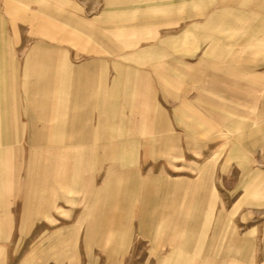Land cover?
I'll list each match as a JSON object with an SVG mask.
<instances>
[{
	"label": "rangeland",
	"instance_id": "374dc122",
	"mask_svg": "<svg viewBox=\"0 0 264 264\" xmlns=\"http://www.w3.org/2000/svg\"><path fill=\"white\" fill-rule=\"evenodd\" d=\"M211 12L220 15L211 17ZM235 19L239 25L231 27ZM38 23L49 24L66 40L38 37L34 33ZM90 31L104 36L110 52ZM3 36L8 50L0 55V79H7L10 86L12 116L27 122L21 115L26 105L21 87L28 82L26 69L29 75L33 61L41 57L32 53L35 45L43 41L67 49L72 65L80 68L65 70L61 78L79 76L81 83L70 92L61 84L64 96L49 99L42 111L50 114L55 106L71 109L75 103L71 97L78 94L82 126L89 121L92 133L108 132L105 141L110 147L134 140L118 134L152 126L146 121L139 124L140 120L165 116L172 130L154 135L169 138L161 143L167 145L162 146L163 156H158V143L131 145L127 149L135 153L123 158V150L114 148L110 161L132 162L126 172L164 176L177 183L181 199L191 203L187 213L191 222L192 215L196 217L201 238L198 250L194 242L188 244L187 264H264V0H0V42ZM229 50L243 51L239 61ZM55 67L53 84L60 76ZM87 76L94 77L93 89L86 85ZM4 87L0 84L2 98ZM99 96L103 99L97 108ZM169 146L172 152L166 151ZM27 150L25 146L10 160L14 184L24 176ZM100 155L78 172L73 188L79 192L70 191L67 201L54 202L56 210L28 219L22 234L21 201L13 199L14 190L7 196L0 208V264H70L72 256L74 264H156L155 256L172 250L167 246L156 251L140 235V230H149L147 225L140 229L136 218L127 221L131 225L124 248L105 246L106 234L119 230L124 221L109 220L104 211H98L91 230L88 222L80 231L73 230L88 201L81 190L101 187L110 168ZM136 202L102 199L97 209H114L110 216L120 218V208H133ZM122 214L132 219L129 211ZM57 235L58 247L38 248Z\"/></svg>",
	"mask_w": 264,
	"mask_h": 264
},
{
	"label": "crops",
	"instance_id": "0c3cea01",
	"mask_svg": "<svg viewBox=\"0 0 264 264\" xmlns=\"http://www.w3.org/2000/svg\"><path fill=\"white\" fill-rule=\"evenodd\" d=\"M218 14L220 15V12L210 13L211 17ZM235 20L233 23H229L231 27L239 25L237 19ZM34 30L35 35L40 38L45 37L50 41L59 42L66 40V38L59 37L57 31L51 28L49 24L38 23ZM90 32L95 36L96 41L106 48L105 51L110 52L109 43L104 36L98 35L94 31ZM7 41L6 36L1 38L0 55L7 52ZM144 52L147 53L149 51L144 50ZM242 52L239 50L227 51L229 55L234 56V59L238 61ZM32 53H37L41 57L33 61L30 76L27 72L28 68L26 69L25 73L28 82L21 87L26 104L21 115L25 117L27 122H21L19 116L14 117L10 113L11 104L10 100L7 99L10 86L7 79H0V84L6 86L4 87V98L0 94V208L3 207L2 204L7 200V196L10 193L12 194L14 190L13 199L21 201V228L19 233H23V227L28 219H36L37 213L40 211L44 212L47 210L50 212L51 210H56L58 207L54 202L58 200L67 201V193L70 191L79 192L73 188L78 181V172L83 173L86 167L88 168L94 162L93 157L100 153V159L110 163V168L104 174L101 187L95 188L92 186L89 189L81 190V194L86 196L88 201L85 202V213L78 220L76 227H72L73 230L77 229L80 231L82 224L86 222H88L87 228L91 230L95 223L96 215L99 213L98 211H104L101 213L105 217L108 216L109 220L120 219V221H124L120 223L119 230H111L103 238L105 246L112 245L113 248H119L120 250V246L124 248L128 243L127 229L130 227L131 222L127 221L136 218L140 229L147 225L149 230L143 232L140 230V235L152 242L156 251H160L163 248L165 251L167 246L172 247V250L168 253L166 252L162 257L155 256L156 264H177L178 260L179 264H187V258L191 262L185 250L190 242H194L195 250L196 248L198 250L197 246L201 243V238L197 235L199 224L196 222L194 215H192L194 221H190L187 211L191 208V203L188 202L186 204L181 199V194L177 192V183L171 182L164 176L150 178L147 176L143 177L138 172H126V168L133 166L132 162L125 161L127 165H122L120 161L111 162L109 156L110 150H113L112 153H116L114 148H121L123 150L122 156L126 158L129 154L135 153L134 149L129 150L127 146L154 147L157 143L159 144L157 146L158 156H163L162 152H165L163 147L167 145L163 146L161 143H166L169 138L157 139L154 135L172 130L168 119L160 114L157 117H148L140 120L141 123L139 124H143L146 121L150 122L152 126H141L134 132L133 130L126 131L124 133L126 135L118 134V137L127 136L134 140L130 144L110 147L109 143L105 141L109 139L108 132L106 133L104 130L99 134L97 132L92 133L89 121L82 126L81 114H78L79 106L76 103L79 99L78 94L74 93L71 97L75 101L71 109L62 110L55 106L51 108L50 114L42 111L49 104V99H61L64 96L62 89H65H61V84L65 83L70 92V88H76L81 83L79 76H75L72 79L69 77L65 80L61 78V73H65V70L80 68L72 65L73 62L67 49L48 46L43 41H39ZM78 55L79 53H76L75 57H78ZM28 59L30 60V58ZM99 62L103 64L105 61L100 60ZM55 66L60 70V76L56 84H53L55 79L51 73L55 70ZM87 77L86 85L93 89L94 77ZM33 94L37 96L30 98ZM93 98V96L87 95V99L93 100ZM96 99L98 108L99 102H101L103 97L99 96ZM39 109L41 110L39 111ZM90 112L88 110L86 113L88 117L91 115ZM99 123L106 126V122H103L102 119H99ZM18 130L20 131L19 135L17 134ZM61 132L64 134H61ZM142 136L146 137L143 141L139 142L135 139ZM14 144L18 145L17 149L13 146ZM25 146L28 147V160L24 169V176L20 180L16 179V184H14V179L9 175V169L13 167L10 160L16 152H23ZM167 148L166 151L173 149L171 146ZM4 165L7 167V171ZM17 185H19L18 190ZM129 198L131 200L135 199V202H137L133 208H125V210L120 208V218L110 216V210L113 211L114 209L107 211L102 207L101 210H98L102 206V204H99L102 199H108L113 202L120 201L121 203ZM49 201L53 203L50 202L51 204L49 203L47 206L45 202ZM127 211L132 214V219L124 217L122 214ZM47 214V217L51 216L50 213ZM72 228L67 229L66 232L69 233ZM90 230L87 231L86 237H89ZM61 235H57L54 240L50 239L42 242L38 248L44 250L49 246L58 247L61 243ZM69 259L70 264H74V256Z\"/></svg>",
	"mask_w": 264,
	"mask_h": 264
}]
</instances>
